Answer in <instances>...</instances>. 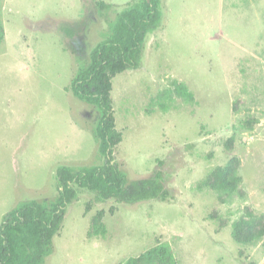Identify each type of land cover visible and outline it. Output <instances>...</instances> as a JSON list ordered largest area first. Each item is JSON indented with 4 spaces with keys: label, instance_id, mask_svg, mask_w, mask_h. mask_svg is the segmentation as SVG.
I'll use <instances>...</instances> for the list:
<instances>
[{
    "label": "rangeland",
    "instance_id": "rangeland-1",
    "mask_svg": "<svg viewBox=\"0 0 264 264\" xmlns=\"http://www.w3.org/2000/svg\"><path fill=\"white\" fill-rule=\"evenodd\" d=\"M139 1L0 0V228L23 203L57 199L59 167L104 165L101 112L71 85ZM161 12L141 66L111 80V97L122 135L115 162L129 181L160 172L168 199L131 205L78 189L45 264H121L158 244H169L179 264H264V236L240 243L232 234L248 210L259 217L252 232L264 229V0H161ZM87 15L83 33L62 32ZM174 80L195 102L174 96L166 112L151 107ZM225 167L242 178L232 198L206 184ZM97 221L105 237L91 235Z\"/></svg>",
    "mask_w": 264,
    "mask_h": 264
},
{
    "label": "trees",
    "instance_id": "trees-1",
    "mask_svg": "<svg viewBox=\"0 0 264 264\" xmlns=\"http://www.w3.org/2000/svg\"><path fill=\"white\" fill-rule=\"evenodd\" d=\"M110 6L96 2L100 11ZM89 17L79 21L64 22L62 32L69 38L83 33L89 26ZM162 19L161 0H140L131 3L117 17L110 35L91 52L90 64L81 69L74 78L71 91L82 102L95 105L101 112L95 130L100 153L105 157L104 165L84 167L75 170L61 166L56 171L59 195L50 204L39 201L23 203L6 215L0 228V264H45L53 252V238L59 231L68 206L77 198L78 189L96 192L101 200L115 199L117 202L137 204L152 200L166 201V190L162 174L146 179L129 181L115 162V146L121 140V133L115 125V111L111 97V80L126 70H136L141 66L143 47L147 36L154 31ZM5 39V31L0 20V45ZM72 52L80 53L72 47ZM174 96L186 103H194L195 95L189 87L178 80L172 87L162 91L151 100V107L166 112L171 109ZM151 112V110H148ZM252 129L256 120H246ZM214 184H206L219 196L232 198L239 193L242 178L230 174L228 168L213 171ZM227 201L226 199H224ZM259 217L248 210L233 224V237L240 243H251L264 236V229L253 233ZM106 226L96 222L92 236L105 237ZM121 264H179L172 254L169 244H158L142 255L130 258Z\"/></svg>",
    "mask_w": 264,
    "mask_h": 264
}]
</instances>
